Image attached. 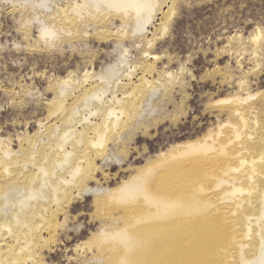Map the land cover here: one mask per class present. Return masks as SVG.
<instances>
[{"label":"bare ground","instance_id":"6f19581e","mask_svg":"<svg viewBox=\"0 0 264 264\" xmlns=\"http://www.w3.org/2000/svg\"><path fill=\"white\" fill-rule=\"evenodd\" d=\"M60 1H19L21 11L33 12L37 20V38L53 44L62 33L58 40L72 44L86 37L93 25L103 40L116 38L122 50L101 72L85 70L78 80L71 72L58 78L52 85L56 96L49 102L52 123H39L41 131L26 135L20 150L0 141V264H38L62 226L61 215L85 196L108 209L110 222L99 226L101 237H93L101 256L89 261L264 264V123L257 115L264 103L255 102L262 90L251 93L241 77L240 92L216 100L218 105L229 104V117L239 119L225 123L231 126L228 137L222 136L223 124L218 131L159 152L116 187L91 186L102 168L99 161L108 164L111 158V143L125 151L131 136L149 129L143 121L145 106L152 107L156 97L171 102L175 87L185 88L180 80L184 68L180 76L163 70L159 78L153 77L160 59L152 51L160 39L157 31L168 29L176 0H62L64 6ZM161 13L159 27L151 32L149 26ZM22 14L18 20L31 26V19ZM114 19L122 23L115 32L109 28ZM129 28L145 42L144 61L130 60L129 48L122 45ZM262 31L257 28L246 37L255 57L264 45ZM232 40L239 46L245 41L241 35ZM114 211L124 214L116 217Z\"/></svg>","mask_w":264,"mask_h":264},{"label":"rangeland","instance_id":"374dc122","mask_svg":"<svg viewBox=\"0 0 264 264\" xmlns=\"http://www.w3.org/2000/svg\"><path fill=\"white\" fill-rule=\"evenodd\" d=\"M19 1L0 0V141L14 150L23 147L26 135L34 134L39 129L41 131L39 123H52L48 120L49 102L56 96L52 85L58 78L66 77L70 72L74 79L82 77L85 70L101 72L107 65L116 62L122 50L116 38L103 40L94 31L93 25L88 27L86 37L72 44L62 38L58 40L62 33L53 44L44 43L43 39L37 38L39 33L33 12L21 11ZM59 4L64 6L65 1L61 0ZM167 10L168 6L165 8ZM21 14L22 18L31 19V26L21 24L18 20ZM162 17L163 14H159L149 26L151 32L159 27ZM112 22L109 26L111 31L115 32L122 26L118 19ZM52 25L58 27V24ZM27 28L31 31L28 34L25 31ZM257 28L263 30L264 36V0H176V13L168 29L164 33L157 31L160 39L152 51L160 59L153 77L159 78L158 74L164 71L180 76L184 68L180 80L185 88L177 85L171 102L156 97L152 107L145 106L143 121L150 124L149 129L138 130L134 137L131 136L132 139L130 137L125 143L126 146L129 144L128 148L124 145L125 151H121V145L118 149L111 143V158L108 164L99 161L102 168L90 185L116 187L175 143L201 137L209 131H218L231 118L227 113L229 104L221 103L222 107L217 101L238 92L241 77L247 79L251 93L260 90V94L264 93V45L259 51L261 56L255 57L246 38ZM128 30L131 31L132 40L126 36L122 45L129 48L130 60L144 61L142 52L146 48L145 42L138 35L136 37L134 29ZM235 35L244 38L243 45L246 44L247 51H241L244 46H239L237 41H230ZM257 62L261 65H255ZM260 94L259 99H254L256 103H264V94H261L263 100ZM261 110L257 115L264 123V106ZM152 116L158 117L155 118L156 125L151 120ZM232 120L239 122L237 117ZM230 127L228 124L221 127L224 138L229 136L226 132ZM85 197L76 199L71 204L72 208L68 207L67 212L61 215L62 226L56 238L51 239L52 242L50 240L48 247L44 248L38 264H98L89 260L98 254L96 237H101L99 229L102 225L110 223L107 220L109 211L106 207H97L93 196ZM113 214L119 217L124 213L114 211ZM43 235L48 236V233L44 232Z\"/></svg>","mask_w":264,"mask_h":264}]
</instances>
